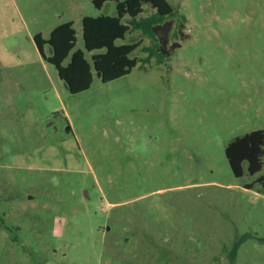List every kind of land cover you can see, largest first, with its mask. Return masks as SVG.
Returning <instances> with one entry per match:
<instances>
[{
	"label": "rangeland",
	"instance_id": "rangeland-1",
	"mask_svg": "<svg viewBox=\"0 0 264 264\" xmlns=\"http://www.w3.org/2000/svg\"><path fill=\"white\" fill-rule=\"evenodd\" d=\"M92 1L0 0V264H264V158L224 155L264 131V0H166L168 59L130 31V74L70 94L33 37L71 21L83 51L82 18L115 15Z\"/></svg>",
	"mask_w": 264,
	"mask_h": 264
},
{
	"label": "trees",
	"instance_id": "trees-1",
	"mask_svg": "<svg viewBox=\"0 0 264 264\" xmlns=\"http://www.w3.org/2000/svg\"><path fill=\"white\" fill-rule=\"evenodd\" d=\"M107 2L115 4V15L83 17L81 20L83 51L75 50L76 35L71 21L56 26L47 39L40 34L33 37L41 57L54 66L58 78L70 94L88 90L93 81V74L102 83L130 74L138 63V60L130 58V55L139 48L140 42L116 45V42L124 40L130 31L141 30L152 39L153 46L145 48L149 53L146 60L153 56L159 62L168 59L180 47L177 42L170 43L174 27V9L166 0H93L92 4L95 9L100 10ZM144 4L155 13L138 19ZM182 30L183 25L180 23L177 34L181 41L187 37ZM44 46L51 50V55L47 58L42 52ZM86 54H91L89 60ZM65 60L68 61L63 65ZM224 155L234 177L240 178L244 175V164L247 175L259 174L263 168L264 131L255 130L232 139L225 146ZM263 182V176H259L254 183L246 184L245 189H252L255 183L263 185ZM242 242L243 240H238L233 244L229 255L231 263Z\"/></svg>",
	"mask_w": 264,
	"mask_h": 264
}]
</instances>
